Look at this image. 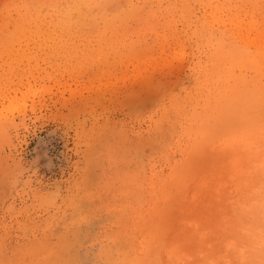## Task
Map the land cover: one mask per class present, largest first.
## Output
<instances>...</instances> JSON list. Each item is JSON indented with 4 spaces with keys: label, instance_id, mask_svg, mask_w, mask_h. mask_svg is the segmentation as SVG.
<instances>
[{
    "label": "rangeland",
    "instance_id": "374dc122",
    "mask_svg": "<svg viewBox=\"0 0 264 264\" xmlns=\"http://www.w3.org/2000/svg\"><path fill=\"white\" fill-rule=\"evenodd\" d=\"M0 264H264V0H0Z\"/></svg>",
    "mask_w": 264,
    "mask_h": 264
},
{
    "label": "bare ground",
    "instance_id": "6f19581e",
    "mask_svg": "<svg viewBox=\"0 0 264 264\" xmlns=\"http://www.w3.org/2000/svg\"><path fill=\"white\" fill-rule=\"evenodd\" d=\"M37 18V17H36ZM51 25V24H50ZM48 35V34H47ZM258 47V46H257ZM261 47H262V45H261ZM260 48V47H259ZM260 257V256H259Z\"/></svg>",
    "mask_w": 264,
    "mask_h": 264
}]
</instances>
